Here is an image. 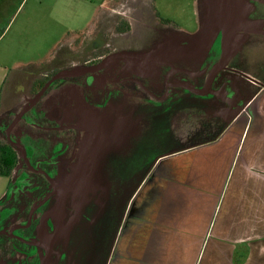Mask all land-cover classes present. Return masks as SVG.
I'll return each instance as SVG.
<instances>
[{"label": "flooded vegetation", "instance_id": "1", "mask_svg": "<svg viewBox=\"0 0 264 264\" xmlns=\"http://www.w3.org/2000/svg\"><path fill=\"white\" fill-rule=\"evenodd\" d=\"M198 1L205 27L212 32L207 50L198 57H188L194 41L190 37L177 41L175 32L160 21L154 9L144 3L135 12L128 8L113 32L97 29L92 46L77 49L76 54L83 56L79 68L97 69L52 83L8 136L16 115L55 74L36 92V85L49 76L36 77L31 87L30 79L21 95L25 96L23 106L6 128V142L18 152L19 163L7 197L0 203V239L4 241L0 264H75L77 227L92 219L90 208L97 201H108L115 193L108 161L120 155L125 140L134 133L138 114L152 108L151 100L177 104L186 99V93L222 98L228 88L227 76L248 78V71L259 79L255 66L264 61V0ZM228 30L233 32L230 36ZM242 36L241 50L216 73L223 56L231 54ZM163 44L168 50L161 59L154 55L147 59ZM200 45L201 41L197 48ZM105 59L110 60L102 66ZM189 62L196 65L188 69ZM229 86L264 88L261 79L258 84ZM241 104L247 112L252 108V100ZM34 179L45 185L33 184ZM121 187L119 198H123ZM84 210L88 211L86 219L81 217Z\"/></svg>", "mask_w": 264, "mask_h": 264}, {"label": "crops", "instance_id": "2", "mask_svg": "<svg viewBox=\"0 0 264 264\" xmlns=\"http://www.w3.org/2000/svg\"><path fill=\"white\" fill-rule=\"evenodd\" d=\"M143 2L109 11L93 23L81 40L65 46L69 49L63 57L66 61L51 73L79 68L80 55L75 53L92 46L93 32H113L127 9L135 12ZM199 19L186 37L205 28L202 16ZM187 65L192 69L196 62ZM245 74L252 80L227 76L222 98L186 93V117L203 116L209 121L206 124L215 126L216 134L162 155L136 187L123 188V201L116 204L123 209L119 210L120 227L108 241L102 264H264V88L231 89L229 85L258 84L252 73ZM248 99L252 108L247 112L241 102ZM21 102L22 96L7 106L3 94L0 114L14 113ZM212 103L215 108L205 105ZM6 187L0 203L7 197ZM96 214L90 213L88 224L92 225ZM79 260L80 254L74 263Z\"/></svg>", "mask_w": 264, "mask_h": 264}, {"label": "rangeland", "instance_id": "3", "mask_svg": "<svg viewBox=\"0 0 264 264\" xmlns=\"http://www.w3.org/2000/svg\"><path fill=\"white\" fill-rule=\"evenodd\" d=\"M140 1L0 0V93L6 94V105L20 99L23 90L30 83L31 87L36 77L50 76L59 69L69 50L65 46L81 40L93 23L109 11L124 9L129 3ZM143 3L172 23L169 28L179 33H174L177 41H186V34L197 28L201 1L198 4L196 0H144ZM255 67L259 68L256 76L264 84V61H259ZM30 79L33 80L29 83ZM151 102L152 108H144L138 114L134 133L125 140L120 155L111 156L108 161V177L115 186V193L108 201L107 198L100 203L97 201L94 211H90L97 213L92 225L83 222L81 228L80 223L77 227L75 234L79 239L73 248V256L77 251L81 256L77 264H102L105 259L103 254L107 251L108 241L117 235L121 223L118 219L122 207L116 205L123 201L118 197L119 186L136 187L162 155L185 148L188 141H199L216 134L215 126L206 124L209 121L203 116L198 119L191 115L186 117V99L177 104ZM23 103L14 113L9 110L0 114V140L6 141V128ZM9 180L0 178V195L6 186H10ZM33 181V184L45 185L41 180ZM122 187L121 197L124 196ZM105 205L106 209H101ZM87 214L84 210L81 217L86 219ZM1 242L4 241L0 239Z\"/></svg>", "mask_w": 264, "mask_h": 264}, {"label": "water", "instance_id": "4", "mask_svg": "<svg viewBox=\"0 0 264 264\" xmlns=\"http://www.w3.org/2000/svg\"><path fill=\"white\" fill-rule=\"evenodd\" d=\"M240 24H244L243 22H241ZM230 30H228L227 32H229ZM212 32L207 29L206 27L203 28L201 30V32L199 34H197L196 36L194 37H191V39L194 41L192 44V46L190 48H188L189 50L188 51V57H192V59L197 56L198 53H203L207 50L208 48V39H209V35L211 34ZM233 33L232 31H230L229 33V36L230 34ZM244 37H240V41H239V44L238 46L231 52V54H226L225 56H223V59L219 65V67H216L215 68V72H219L221 69H223L222 67L225 65V63H227V61L229 60V58L235 53V51L237 49H239L240 45H241V42L243 41ZM199 41H201V47H198L199 46ZM228 41V39H226V42ZM187 49V48H186ZM168 50L167 48V45L166 44H163L161 45L158 49L154 50L151 52L150 56L147 58L149 60H152V56L154 55L155 57H157L158 59H161L166 51ZM174 50V49H173ZM199 56V55H198ZM197 56V57H198ZM166 57V56H165ZM110 59H105L103 62H102V66L107 64L109 62ZM160 60H157L156 59V62H159ZM97 68H77L75 70H63V71H60L58 72L57 74H55L48 82L47 84L43 87V89L33 98L30 100V104L29 105H26L23 107V109L16 115V118L14 120V122L12 123V125L9 127L8 129V136H9V132L11 131V129L19 122V120L23 117V115L32 107L34 106L38 101L39 99L42 97V95L45 93V91L50 87V85L52 83H54L55 81L57 80H60V79H65V78H75V77H79L81 75H84L86 73H89L91 71H94L96 70ZM186 73L190 74L189 71H186ZM248 79L252 80L250 77H248ZM22 149V147H21ZM23 151V154L24 153V150ZM53 184L57 183L54 181H52Z\"/></svg>", "mask_w": 264, "mask_h": 264}, {"label": "trees", "instance_id": "5", "mask_svg": "<svg viewBox=\"0 0 264 264\" xmlns=\"http://www.w3.org/2000/svg\"><path fill=\"white\" fill-rule=\"evenodd\" d=\"M159 18L162 23L171 26L172 23L170 21L163 19L161 17ZM51 76L52 75H50L45 80H43V82H41L40 85H36L37 88L35 89V92L39 91ZM1 97L2 94L0 93V104H1ZM18 163H19L18 152L12 146H10L8 142L6 141L4 142L0 140V176L11 179Z\"/></svg>", "mask_w": 264, "mask_h": 264}, {"label": "bare ground", "instance_id": "6", "mask_svg": "<svg viewBox=\"0 0 264 264\" xmlns=\"http://www.w3.org/2000/svg\"><path fill=\"white\" fill-rule=\"evenodd\" d=\"M239 15V14H238ZM233 16V15H232ZM226 18H227V16H226ZM243 20V19H242ZM233 21H234V19H233ZM245 21V20H244ZM244 21H242V22H244ZM247 22V21H246ZM243 26V25H242ZM229 27V26H228ZM236 35V34H235ZM148 56V55H147ZM144 61V60H143ZM135 66V65H134ZM62 180V179H61ZM68 186V185H67ZM60 190V189H59Z\"/></svg>", "mask_w": 264, "mask_h": 264}]
</instances>
